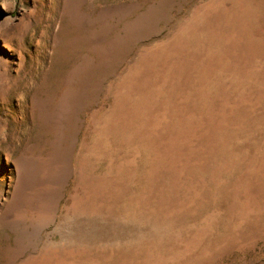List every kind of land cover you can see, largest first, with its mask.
<instances>
[{"label":"rangeland","instance_id":"374dc122","mask_svg":"<svg viewBox=\"0 0 264 264\" xmlns=\"http://www.w3.org/2000/svg\"><path fill=\"white\" fill-rule=\"evenodd\" d=\"M0 264H264V0H0Z\"/></svg>","mask_w":264,"mask_h":264}]
</instances>
